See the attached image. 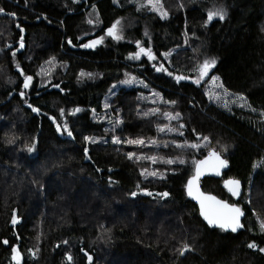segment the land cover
Here are the masks:
<instances>
[{"label": "trees", "instance_id": "trees-1", "mask_svg": "<svg viewBox=\"0 0 264 264\" xmlns=\"http://www.w3.org/2000/svg\"><path fill=\"white\" fill-rule=\"evenodd\" d=\"M18 1L0 2V264H88L87 254L91 264H264V0H164L166 19L131 0ZM216 8L225 19L206 24ZM117 20L121 40L107 35ZM137 41L156 59H129ZM212 151L229 170L202 188L242 209L238 234L208 227L186 194ZM228 179L242 183L240 199Z\"/></svg>", "mask_w": 264, "mask_h": 264}, {"label": "snow or ice", "instance_id": "snow-or-ice-1", "mask_svg": "<svg viewBox=\"0 0 264 264\" xmlns=\"http://www.w3.org/2000/svg\"><path fill=\"white\" fill-rule=\"evenodd\" d=\"M114 2H116V0H114ZM131 2L138 4L139 9H149L153 12H157L161 18H167L168 17V12L164 9V5L162 3V0H131ZM181 7H183V5H181ZM138 9V10H139ZM0 13H4V9L0 8ZM9 15L15 16V13H10ZM226 16V11L223 8H219V9H214V10H209L207 13V21L205 22L206 24L211 22L213 20L214 17H218L220 20L225 19ZM89 24L92 23V20L88 21ZM121 24L120 20H117L115 23H113L111 25V27H109L107 29V35L109 37H112L115 40H121L123 39V36L120 35L119 33L122 31V29H120L118 26ZM17 27H19V25H17ZM21 31H23V29H21ZM145 35H147V32H145ZM104 41V37L101 36L98 39L95 40H91L88 43H85L83 45H81L84 48H94L97 44L103 43ZM69 44L72 43L71 40L68 41ZM137 47L139 48V51L135 52L134 54L129 56V59L132 60H139L141 58V56H147L149 60H155L156 56L154 55V53L152 52L151 48H146V47H142L140 46V42L137 41ZM23 45V38H21V42H20V47L22 48ZM13 55H15V53H13ZM165 56H167V54H165ZM55 58H52V60L54 61ZM47 63L51 64L52 61H48ZM217 61L213 58V59H205L203 61L202 64H199L197 66V79L194 81V83L196 84H200L201 80H203L209 73V71L216 65ZM156 71L158 72H162V71H166V69L161 65L160 67L156 68ZM169 75H172V73H168ZM81 76H84L85 73L81 72L80 74ZM89 77H91V73L87 74ZM33 77L32 76H25L24 78V83H23V87L25 89H27L30 85V82L32 81ZM135 77H131L128 80H124L121 81V83L123 84H131L133 81H135ZM183 79H187V77L184 76H177L176 77V81L179 82L180 80ZM211 79L215 82L217 81L219 78L218 77H211ZM218 87L223 88L222 84L217 85ZM56 87H59L58 85H56ZM224 92H227V89H224ZM21 96L24 95L23 92L20 93ZM209 98L210 99H220L219 96L213 97V95L210 93L209 94ZM239 99L244 100L246 98L244 97H239ZM171 103H175L174 101H172ZM227 106V105H225ZM241 107H243L244 105L241 104ZM31 107V106H30ZM105 107H108V105L106 104ZM33 111L39 113L40 109L38 108H34ZM81 111V109L77 108L75 110H73V115L76 112ZM95 111V110H93ZM153 114L157 111L156 109H153ZM252 111H255V109H252ZM63 109H61V115H63ZM147 115V113H146ZM165 115H169V114H165ZM179 116V114H176V117H172L169 115L170 119H174L177 118ZM57 131H60V125L57 124ZM67 124L65 123L64 128L65 130H67ZM160 131H164L163 128L159 129ZM67 134L69 136H72V132L69 130L67 132ZM207 139V138H205ZM86 141H90L92 143H95L96 141L91 138V137H85ZM12 141H9V143H11ZM128 144H135V145H143L144 141L141 139H136V140H128L126 141ZM113 143L119 144L121 143V140L118 137H114L113 138ZM153 144H155V141H152ZM191 147H199V145H191ZM35 150V145L33 144L32 146H30L28 148L29 152H32ZM85 155L86 158L87 157V148H85ZM224 151H227V147L224 148ZM136 154L135 153H128V157L129 159L133 158ZM138 159H150L153 162L156 161L155 157H138ZM175 161L173 160H168L166 161V163H174ZM184 161L181 160L180 163H183ZM227 167V160L222 159L220 154L216 151H212L209 153L208 157H206L204 160L197 162V169H196V173L195 175H193V177L191 179L188 180V183L186 185L187 187V191H188V195L191 196L193 199L197 200L200 204V214L204 217V219L208 222L209 225H215L217 227H219L222 230H231L232 232H237L238 229L243 228L244 225L241 223V217L244 215V212L242 211V209L240 207H238L235 204H229L226 201H222V200H217L216 197L214 196H210V195H205L203 192H201L199 190V178L202 175L203 171L206 168H211L212 170H214L216 172L217 175L220 174V169L221 168H225ZM255 167V166H254ZM147 173V170H144L145 174ZM151 175L155 176L157 175V173L153 172L151 173ZM225 186L229 188V191L232 193L233 196H238L239 195V188H240V181L239 180H228L225 181ZM137 193L133 192L132 196H136ZM148 195H152V193H147ZM162 196H167L168 193H162L160 194ZM17 221L15 218H13L12 223L15 224ZM259 229L261 233H264V221H261L259 224ZM4 244H8L7 240L3 241ZM65 243H67V241H65ZM249 248H257V245L255 243H250L248 244ZM190 247L187 244H184L183 247L181 249H177V251L179 252V254L182 256L185 254V252L190 251ZM261 252H264V248H260L259 249ZM14 255L12 257L13 260L19 262L20 260V252L18 251L17 248H13L12 249ZM68 261H72L73 257L71 255H68L67 257ZM89 260V264H91V260L92 257L89 256L88 257Z\"/></svg>", "mask_w": 264, "mask_h": 264}, {"label": "water", "instance_id": "water-1", "mask_svg": "<svg viewBox=\"0 0 264 264\" xmlns=\"http://www.w3.org/2000/svg\"><path fill=\"white\" fill-rule=\"evenodd\" d=\"M188 82H190V80H188ZM36 146H37V141H36V144H35V148H36ZM219 154H220V153H219ZM220 156H221L222 159H225L221 154H220ZM206 157H208V156H206ZM206 157H205V158H206ZM205 158H204V159H205ZM204 159H202V160H204ZM202 160H200V161H202ZM225 160H226V159H225ZM196 169H197V164H196V166H195V171H194V174H193V175H195V173H196ZM228 170H229V163H228V161H227V167H225V168H221V169L219 170V171H220V174H219V175H217L216 172H215L214 170H212L211 168H206V169L203 171V173H202V175L200 176L199 181H198V183H199V190H200L201 192H203L205 195L214 196V197H216L217 200H222V199L218 198L217 196H215V195H213V194L206 193V192L203 190V188H202V184H201V183H202L203 180L208 179V178H211V179H218V180H219V179H222V178L224 177V174H225ZM192 177H193V176H192ZM192 177H191V178H192ZM191 178H190V179H191ZM228 180H235V179H228ZM228 180H226V181H228ZM224 184H225V182H224ZM225 188H226L228 194H229L230 196H232L234 200H238V199H240L241 196H242V194H243V185H242L241 182H240V188H239V195H238V196H233L232 193L229 191V188L226 187V186H225ZM186 194H187L188 199L198 207V209H199V213H200V204H199V202H198L197 200L193 199L191 196L188 195L187 187H186ZM222 201H226V200H222ZM226 202L229 203V204H232V203H230L229 201H226ZM235 205H236V204H235ZM238 207H239V206H238ZM200 216H201L202 220L204 221V223H205L208 227L213 228V229H220L219 227H217V226H215V225H209L208 222L204 219V217H203L201 214H200ZM244 218H245V214L241 217V223H242V224H243V220H244ZM243 229H244V227L238 229L237 232H232L230 229L227 230V231H225V230H223V231L228 232V233L238 234V233L242 232ZM221 230H222V229H221ZM87 256L89 257V256H91V255H88V254H87ZM91 257H92L91 263H93V262H94V258H93V256H91ZM87 263L89 264V260L87 261Z\"/></svg>", "mask_w": 264, "mask_h": 264}, {"label": "rangeland", "instance_id": "rangeland-1", "mask_svg": "<svg viewBox=\"0 0 264 264\" xmlns=\"http://www.w3.org/2000/svg\"><path fill=\"white\" fill-rule=\"evenodd\" d=\"M162 3L164 4V0H162ZM179 5H182V0H179ZM164 9H165V5H164ZM216 9H219V8H216ZM118 27H119V26H118ZM119 28H120V27H119ZM120 29H121V28H120ZM119 34L123 36V30H122ZM142 57H143V56H141V58H142ZM141 58H140V59H141ZM140 59H139V60H140ZM212 69H213V68H212ZM212 69L209 71L208 75H210ZM208 75H207L205 78H208ZM196 79H197V76L194 78V81H195ZM140 85H143V84H140ZM140 85H139V86H140ZM212 85H215L214 88H216L217 90H219V89L221 88V87H218V86H217L218 84H216L215 82H213Z\"/></svg>", "mask_w": 264, "mask_h": 264}, {"label": "built area", "instance_id": "built-area-1", "mask_svg": "<svg viewBox=\"0 0 264 264\" xmlns=\"http://www.w3.org/2000/svg\"><path fill=\"white\" fill-rule=\"evenodd\" d=\"M1 1H7V2L14 3L15 5H19V1L18 0H0V2Z\"/></svg>", "mask_w": 264, "mask_h": 264}, {"label": "flooded vegetation", "instance_id": "flooded-vegetation-1", "mask_svg": "<svg viewBox=\"0 0 264 264\" xmlns=\"http://www.w3.org/2000/svg\"><path fill=\"white\" fill-rule=\"evenodd\" d=\"M18 70V69H17ZM31 83H32V81H31Z\"/></svg>", "mask_w": 264, "mask_h": 264}]
</instances>
